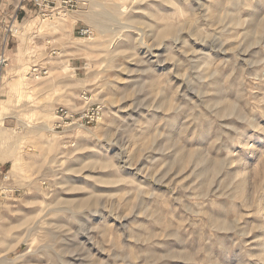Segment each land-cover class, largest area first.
Wrapping results in <instances>:
<instances>
[{
	"label": "rangeland",
	"instance_id": "rangeland-1",
	"mask_svg": "<svg viewBox=\"0 0 264 264\" xmlns=\"http://www.w3.org/2000/svg\"><path fill=\"white\" fill-rule=\"evenodd\" d=\"M77 1L2 49L0 264H264V0Z\"/></svg>",
	"mask_w": 264,
	"mask_h": 264
},
{
	"label": "built area",
	"instance_id": "built-area-1",
	"mask_svg": "<svg viewBox=\"0 0 264 264\" xmlns=\"http://www.w3.org/2000/svg\"><path fill=\"white\" fill-rule=\"evenodd\" d=\"M51 1H45L43 9L47 11L44 12V16L47 18L58 17L61 13L72 12L77 7V2L74 0H61L58 8H53L50 6ZM17 27L9 26L8 29L5 28V34L16 35L18 33ZM75 34L82 39H90L92 36V31L88 27H78L75 30ZM7 59L4 57L3 53L0 54V65L6 64ZM46 69H40V67L34 64L29 71V77L34 75L35 78L46 76ZM81 99L88 102L89 98L86 93H82ZM88 104V103H87ZM90 107L84 108L81 112L74 114L65 108L58 107L56 109V119H59L61 124L56 125V129L62 130L63 127H70L74 124L79 126H86L89 124L97 123L101 120L102 108L99 104H90Z\"/></svg>",
	"mask_w": 264,
	"mask_h": 264
},
{
	"label": "crops",
	"instance_id": "crops-1",
	"mask_svg": "<svg viewBox=\"0 0 264 264\" xmlns=\"http://www.w3.org/2000/svg\"><path fill=\"white\" fill-rule=\"evenodd\" d=\"M47 0H0V53H2V49L5 44H8L9 37L13 41H17L19 43V34L13 35L5 34V28L8 29L9 26L18 27L19 32L21 33V24L25 19H29L31 17H35L34 19H47L43 18L44 11L43 6ZM54 3L53 8H58L61 0H49ZM77 2V0H74ZM30 21V20H29ZM7 36V39H6ZM7 46V45H6ZM11 50L4 49V56L8 57L10 60H14L11 57ZM17 54V52L15 53ZM14 54V55H15ZM2 66L0 65V74L2 73Z\"/></svg>",
	"mask_w": 264,
	"mask_h": 264
},
{
	"label": "bare ground",
	"instance_id": "bare-ground-1",
	"mask_svg": "<svg viewBox=\"0 0 264 264\" xmlns=\"http://www.w3.org/2000/svg\"><path fill=\"white\" fill-rule=\"evenodd\" d=\"M122 2V1H121ZM125 7V6H124ZM250 10V9H249ZM123 12V11H122ZM125 12V11H124ZM106 14H107V12H106ZM110 17V16H109ZM92 22L94 23V24H97L98 22H97V19H93L92 20ZM258 25V24H257ZM94 26V25H93ZM96 26V25H95ZM129 28H132V26L131 27H129ZM104 29H106V28H104ZM107 30V29H106ZM106 30H103L102 28L101 29H99L98 27H97V30H94V33H96V36H98V37H100V36H103V35H106L107 33H109L108 31H106ZM139 30V29H138ZM95 35V34H94ZM259 35V34H258ZM113 38H114V36H112ZM116 37V36H115ZM112 38V39H113ZM110 41H112V40H110ZM68 49L70 50L71 48L70 47H68ZM74 54V53H73ZM70 70H72V69H70V66L69 65H65L63 68H61V72L63 73V74H66V73H68V72H70ZM34 76V75H33ZM36 79V78H35ZM37 79H40V78H37ZM85 93V92H84ZM225 109V108H224ZM59 120V119H58ZM58 124H61V122H60V120H59V123ZM63 128H69V127H63ZM51 131V130H50ZM84 204H86V202H83ZM83 203H81V204H83ZM212 222V221H211Z\"/></svg>",
	"mask_w": 264,
	"mask_h": 264
}]
</instances>
